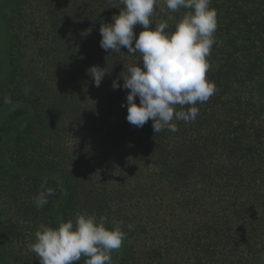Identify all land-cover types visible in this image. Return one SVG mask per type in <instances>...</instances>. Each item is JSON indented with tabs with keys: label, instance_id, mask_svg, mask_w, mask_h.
I'll use <instances>...</instances> for the list:
<instances>
[{
	"label": "trees",
	"instance_id": "16d2710c",
	"mask_svg": "<svg viewBox=\"0 0 264 264\" xmlns=\"http://www.w3.org/2000/svg\"><path fill=\"white\" fill-rule=\"evenodd\" d=\"M210 6L218 26L206 75L216 92L196 105L195 122L155 134L151 119L143 127L126 119L122 76L140 54L100 47V26L119 14L120 0H15L6 16L12 79L0 87V109L5 96L12 103L1 129L30 118L6 164L41 173L16 175L0 158V264H40L28 248L40 224L85 212L107 216L109 228L123 221L112 264H264V0ZM186 11L159 0L152 27L167 20L173 32ZM92 66L107 72L99 87ZM45 179L56 194L38 209Z\"/></svg>",
	"mask_w": 264,
	"mask_h": 264
},
{
	"label": "clouds",
	"instance_id": "9594fccd",
	"mask_svg": "<svg viewBox=\"0 0 264 264\" xmlns=\"http://www.w3.org/2000/svg\"><path fill=\"white\" fill-rule=\"evenodd\" d=\"M124 5L111 23L100 26V47L110 53H121L127 48L129 55L140 54L143 67L137 61L128 67L122 76L127 94V121L135 127H143L152 120L154 133L164 129L177 132L173 121L195 122L198 103L207 102L216 92L214 81L207 79L213 45L216 43L217 10L211 0H164L167 9L178 12L186 9L173 32L164 20L152 27L151 17L159 0H120ZM114 7H116L114 5ZM141 25L138 36L134 26ZM134 41V46H133ZM96 87L106 75L104 68L92 66L88 69ZM120 85L113 81V88ZM139 97V105L135 98ZM4 103H12L5 96ZM124 106V105H122ZM179 106L180 110H177ZM185 106H188L186 110ZM41 184L35 198L36 207L48 203V197L56 189ZM107 216L97 218L95 214L77 213L74 219L61 220L58 227L40 224L35 232V241L28 244L29 251L38 257L40 264H76L85 257L84 264H112L111 253L121 248L126 238L123 221L107 227ZM134 225L129 224V231Z\"/></svg>",
	"mask_w": 264,
	"mask_h": 264
},
{
	"label": "rangeland",
	"instance_id": "374dc122",
	"mask_svg": "<svg viewBox=\"0 0 264 264\" xmlns=\"http://www.w3.org/2000/svg\"><path fill=\"white\" fill-rule=\"evenodd\" d=\"M14 2L15 0L0 1V87L9 85L12 79V68L10 64V31L6 16L12 9ZM10 108L9 104L5 103L0 109V158L8 167L9 171L14 174L19 176H36L41 173L38 169L6 164V151L8 146L30 118V112H27L17 118L8 130L3 131L1 127Z\"/></svg>",
	"mask_w": 264,
	"mask_h": 264
}]
</instances>
